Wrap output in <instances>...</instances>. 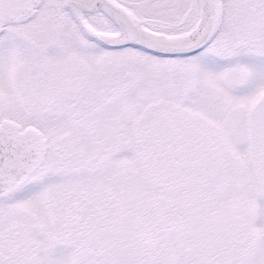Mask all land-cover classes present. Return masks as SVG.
I'll list each match as a JSON object with an SVG mask.
<instances>
[{"label": "snow or ice", "instance_id": "snow-or-ice-1", "mask_svg": "<svg viewBox=\"0 0 264 264\" xmlns=\"http://www.w3.org/2000/svg\"><path fill=\"white\" fill-rule=\"evenodd\" d=\"M0 264H264V0H0Z\"/></svg>", "mask_w": 264, "mask_h": 264}]
</instances>
